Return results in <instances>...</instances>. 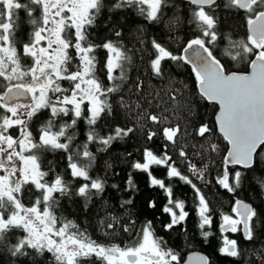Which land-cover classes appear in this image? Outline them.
<instances>
[{"label":"snow or ice","instance_id":"snow-or-ice-1","mask_svg":"<svg viewBox=\"0 0 264 264\" xmlns=\"http://www.w3.org/2000/svg\"><path fill=\"white\" fill-rule=\"evenodd\" d=\"M185 3L191 6V18L187 23L195 24L199 35L187 40L179 54L155 38L140 42L147 43L154 50L149 62L154 77L165 75L166 60L191 65L199 94L207 102L219 106L216 125L230 148L222 174L215 179L223 189L236 193L243 184L245 172L235 168L247 171L258 163L264 164V0H225L226 9L244 13L248 34L246 40L238 41L232 40L230 34H224L227 46L219 58L214 54L219 33V17L215 15L219 8L217 0H185ZM103 7L104 0H0V249H6L13 257L26 256L29 249L41 255L47 251L54 255L58 264H81L93 256L106 264H211L208 256L200 254L184 261L180 253L168 249L162 238L157 237L151 221H145L140 228L135 246H105L76 231L77 225L73 222H64L56 215V194L72 195L71 182L55 174L53 169L41 170L40 157L45 150H59L66 154L71 177L84 181L76 188L75 194L90 202L93 196L102 197L108 187L120 190L118 185L109 184L106 177L94 175L97 153L109 151L114 143L137 132H142L149 143L158 135L147 128L119 125L103 135L97 131L96 126L103 116L112 115L113 105L109 97L120 92L121 82L126 79L124 62L131 59L121 51L122 43L105 42L94 46L89 39L87 29L94 24ZM170 7H175L176 13L174 19L166 20L165 9ZM114 8H136L146 21L163 22L168 29L181 22L179 6L172 0H119ZM20 11L25 12L33 26L30 41L22 45V52L15 47ZM114 35L119 38L122 33L116 31ZM98 48L108 53L105 69L107 80L114 82L111 86L104 85L96 74L98 59L95 52ZM231 49L240 51L233 54ZM249 55L254 59H247ZM225 56L232 61H245L249 70L227 72L221 62ZM22 57L31 58V65L22 64ZM117 69L120 70L119 75H114ZM62 81L70 82L71 86L63 87ZM137 86L140 87L139 82ZM45 109L49 110L50 119L38 129L39 139L36 141L30 124ZM70 113V123L55 124L56 118L68 117ZM165 119L157 115L146 117L152 124L162 123ZM80 120L88 130L85 141L75 143L76 126ZM12 130H15V135ZM211 132L207 124L195 126L198 137L206 138ZM160 134L175 146L178 138L188 134V126L164 127ZM97 145L99 147L93 152L92 147ZM210 147L212 151L216 150L215 145ZM162 148L167 149V145H162ZM126 155L131 157L132 154ZM178 155L189 164L190 172L199 171L202 180L208 167L198 170L188 161L185 151H179ZM105 164L108 169L113 168L111 163L106 161ZM153 165L168 168L169 179L179 178L194 190L198 227L202 230L201 235L207 238L211 233L205 229L213 223L211 202L188 175L178 170L166 150L158 156L150 147H145L142 159L133 160L129 167L148 173L150 184L166 192L168 201L162 212L167 214L168 220L163 227L171 231L182 225L189 212L185 210L183 201L173 198V187L166 185L164 179L152 176L150 169ZM50 172L53 179L48 181L46 178ZM255 182L264 190V178L256 177ZM29 185L41 193L32 206L22 202L24 189ZM126 188L130 190L129 196L136 191L131 173L128 174ZM132 205V199H126L119 207L130 210ZM148 207L156 208L158 204L150 200ZM231 211L235 218L231 214L221 215V231L242 232L245 240H252L259 219L256 208L236 200ZM112 219L115 223H108L106 228L115 231L119 218L114 215ZM136 223L130 214L128 225L135 227ZM120 227L126 233L132 231L127 225ZM13 229L26 233L17 237L15 244L9 238ZM109 234L105 232V235ZM237 244V240L225 236L220 254L239 258L241 252ZM260 264H264V260Z\"/></svg>","mask_w":264,"mask_h":264},{"label":"trees","instance_id":"trees-1","mask_svg":"<svg viewBox=\"0 0 264 264\" xmlns=\"http://www.w3.org/2000/svg\"><path fill=\"white\" fill-rule=\"evenodd\" d=\"M119 0H104V7L96 16L95 22L88 27L87 32L93 45H103L105 42L114 44L122 43L121 51L130 60L124 62L126 79L121 82V89L118 94H112L109 99L113 105L112 115H104L98 123L97 131L104 134L110 131L114 126H131L138 129L147 128L150 131L157 132V136L152 142L145 141L142 132H137L132 137L125 138L123 141L114 143L107 152L97 153L96 165L93 169L94 175L106 177L109 184L119 186V191L108 187L102 197L93 196L88 202L75 194V190L84 181L79 178H73L70 175L66 154L63 151L45 150L40 157L41 170L48 171L53 169L55 174L61 175L64 180L70 181V191L72 195L58 197V206L56 215L64 222L71 221L77 225L76 231L85 233L92 240L105 245H120L121 247L135 246L139 240L138 233L145 221H151L157 237L162 238L168 249L181 254L185 257L187 252L194 249L203 251L211 261V264H260L264 260V190H261L255 182L256 177L264 178V164H257L251 170L245 171L236 167L235 170L245 172L243 184L236 193H229L216 183V177L222 174L229 144L223 139L216 125V112L218 105L207 102L198 92V84L195 74L188 64H177L169 60L164 61L165 75L154 77L149 62L154 55L147 43H141V40L155 38L163 42L174 53L179 54L184 43L199 35V30L195 24H188L191 18L189 13L190 5L185 0H172V3L179 6L178 15L181 22L175 27L165 28L164 23L155 24L146 21L139 15L136 8L115 9L114 5ZM219 8L215 15L218 20V41L215 55L220 57L224 54L227 41L224 34H230L234 41L247 39V29L244 22V13L229 10L224 7L225 0H217ZM146 7V6H145ZM15 12V10H13ZM167 12L166 20L174 19L176 13L175 7L165 9ZM17 20V29L15 32V47L22 52V45L30 41V33L33 26L30 25L29 18L24 11L19 12ZM37 17L39 11H37ZM15 19V17H14ZM119 31L122 35L117 38L114 33ZM233 54L240 49H231ZM74 54V53H73ZM98 59L96 74L104 85L111 86L114 82L107 80L105 69V59L108 53L102 48L95 52ZM249 55L247 59H253ZM22 64L31 65V58L22 57ZM225 65L226 71L247 70L248 65L245 61H232L230 57L225 56L221 61ZM119 69L114 75H119ZM140 84V87L137 84ZM2 83V81H0ZM62 86L70 87V82L62 81ZM87 106H85V113ZM157 115L166 118L162 123L152 124L146 117ZM71 113L68 117L56 118L55 124L59 126L62 123H70ZM50 119L49 110H42L35 116L30 124L36 141L39 139L38 129L47 123ZM200 123L207 124L211 129V135L201 138L195 135V126ZM179 126L184 128L188 126V134L178 138L175 146L164 140L160 134L164 127ZM53 130H56L55 128ZM88 126L83 120H80L76 126L75 143L84 142ZM15 135V130H12ZM167 145V149L162 145ZM193 145H196L194 148ZM211 145L216 146V150H211ZM96 147H92L93 152ZM150 147L154 154L163 155L166 150L173 161L178 166V170L183 175H188L193 183L201 188L203 194L211 202L214 209L213 223L206 231L210 235L205 238L201 235V229L198 227L199 218L196 215L195 204L196 194L190 185L180 181L179 178L167 177L168 168L164 166L153 165L150 169L152 176L158 179H164L166 185L173 187V198L185 203V210L189 212V217L182 224L169 231L163 227V223L168 220L167 214L162 212V208L167 204L168 197L164 190L150 184V176L139 170H133L129 167L133 160L142 159V149ZM185 151L188 161L195 165L198 170H203L205 166L208 171L205 172L203 179L199 178V171L190 172L189 164L184 162V158L178 155L179 151ZM131 153V157L126 154ZM113 165L112 169L106 167L105 162ZM115 173V174H113ZM131 173L136 191L129 196V189L126 188L128 174ZM48 181L53 179V173L50 172L46 178ZM211 181V183H209ZM41 196L31 185L26 186L23 192L22 202L26 206H32L34 201ZM126 199H132L133 205L129 208L121 209L119 204ZM245 200L249 202L259 213L257 226L254 230V238L245 240L242 232L231 233L222 232L220 229L221 215L231 214L236 200ZM156 201L158 207H148L149 201ZM88 204L85 207V204ZM43 205H41L42 209ZM135 220L136 226L128 225V217ZM119 218V224L115 231L107 229L108 223H115L112 217ZM120 225H127L132 229L131 232H124ZM59 226V224H58ZM110 233L105 235V232ZM26 233L19 229H13L9 233L10 242L16 243L17 237L25 236ZM237 240L238 251L241 252L239 258H233L221 255L219 249L223 247L224 237ZM246 253V255L244 254ZM0 264H58L54 255L47 251L41 255L35 250L29 249L28 255L13 257L6 249H0ZM81 264H106V262L93 256L91 259L83 260Z\"/></svg>","mask_w":264,"mask_h":264},{"label":"water","instance_id":"water-1","mask_svg":"<svg viewBox=\"0 0 264 264\" xmlns=\"http://www.w3.org/2000/svg\"><path fill=\"white\" fill-rule=\"evenodd\" d=\"M253 59H254V57H253ZM248 70H249V68L247 70H242V71H240V70H231V71H227V72H245V71H248ZM218 111H219V106H218V110H217L216 114L218 113ZM229 148H230V145H229ZM239 200L243 201L244 203L250 204L249 202H247L245 200H242V199H239ZM195 254L206 255L203 251H201L199 249H194V250H190L189 252H187V254L183 258V260L187 261L189 257H191V256H193Z\"/></svg>","mask_w":264,"mask_h":264},{"label":"rangeland","instance_id":"rangeland-1","mask_svg":"<svg viewBox=\"0 0 264 264\" xmlns=\"http://www.w3.org/2000/svg\"><path fill=\"white\" fill-rule=\"evenodd\" d=\"M64 87V86H63ZM42 209H43V207H42ZM235 218V217H234ZM109 246H111V245H109Z\"/></svg>","mask_w":264,"mask_h":264}]
</instances>
